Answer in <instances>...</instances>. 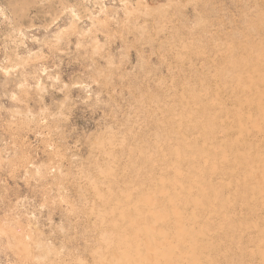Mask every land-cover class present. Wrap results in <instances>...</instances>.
Listing matches in <instances>:
<instances>
[{
	"label": "rangeland",
	"instance_id": "rangeland-1",
	"mask_svg": "<svg viewBox=\"0 0 264 264\" xmlns=\"http://www.w3.org/2000/svg\"><path fill=\"white\" fill-rule=\"evenodd\" d=\"M256 90L262 0H0V264H264Z\"/></svg>",
	"mask_w": 264,
	"mask_h": 264
},
{
	"label": "bare ground",
	"instance_id": "bare-ground-1",
	"mask_svg": "<svg viewBox=\"0 0 264 264\" xmlns=\"http://www.w3.org/2000/svg\"><path fill=\"white\" fill-rule=\"evenodd\" d=\"M264 3V0H262ZM252 99H258V100H263L264 95L260 93L259 91H255L254 94H252ZM260 104H258V107L260 109ZM243 118V114H239ZM247 121H251L253 123L255 122H264V114L257 115L256 118H253L252 115H248ZM240 134H246L249 135L248 130H240ZM246 145H250V141L246 143ZM250 162L255 163V166H258L259 164H262L259 158H253L250 160ZM248 168V165L245 166ZM244 167V168H245ZM255 174V173H254ZM254 175V179H255ZM249 177L246 176L245 180L242 184H240V187H243L242 190L240 191V200L242 201L243 205L246 207V209H252L255 204H259L261 207H264V200L260 201L258 200L260 197L264 196V188L259 185V182L256 180L254 181V185L249 187ZM160 200H164L163 197H160ZM147 203H150L147 201ZM199 205V204H198ZM203 206V205H202ZM145 216L151 218V217H156L159 216L160 210L157 206L153 205H147V207L142 208ZM175 219L173 221H176L180 219L179 216L175 215ZM160 226H162L160 224ZM159 234L163 236V241L161 243L156 242L151 236L148 235H141V238L139 241L146 242V247H147V255H137L136 257H132L130 255L125 256V261H130L133 264H140L139 262L141 260H145L147 264H196V262H186L184 261L185 259V254L178 252L179 256H177V259L174 260L172 258V245L174 244H183V243H189L186 248V253L189 256L190 259H196L193 258L192 255L195 253L200 256L202 254L201 250H197L196 247L198 246L197 242L199 241V237L195 233H188L187 231L184 230V227L180 228V231L174 233L173 235H169L168 232L164 228L159 229ZM184 250V249H183ZM192 254V255H191ZM187 256V257H188ZM163 261V263H161ZM119 264V263H117ZM127 264V263H126Z\"/></svg>",
	"mask_w": 264,
	"mask_h": 264
}]
</instances>
